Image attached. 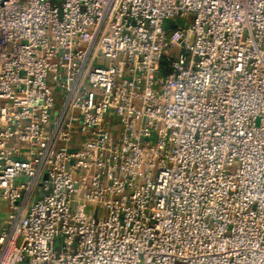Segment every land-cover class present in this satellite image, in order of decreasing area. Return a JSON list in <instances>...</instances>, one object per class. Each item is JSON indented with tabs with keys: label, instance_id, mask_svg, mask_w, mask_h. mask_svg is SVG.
Instances as JSON below:
<instances>
[{
	"label": "built area",
	"instance_id": "obj_1",
	"mask_svg": "<svg viewBox=\"0 0 264 264\" xmlns=\"http://www.w3.org/2000/svg\"><path fill=\"white\" fill-rule=\"evenodd\" d=\"M1 203L0 264H264V0H0Z\"/></svg>",
	"mask_w": 264,
	"mask_h": 264
},
{
	"label": "crops",
	"instance_id": "obj_2",
	"mask_svg": "<svg viewBox=\"0 0 264 264\" xmlns=\"http://www.w3.org/2000/svg\"><path fill=\"white\" fill-rule=\"evenodd\" d=\"M41 195L40 192H36V198H38ZM9 214L8 208L5 204H0V226L4 223V221L7 219Z\"/></svg>",
	"mask_w": 264,
	"mask_h": 264
},
{
	"label": "rangeland",
	"instance_id": "obj_3",
	"mask_svg": "<svg viewBox=\"0 0 264 264\" xmlns=\"http://www.w3.org/2000/svg\"><path fill=\"white\" fill-rule=\"evenodd\" d=\"M174 22H180L181 24L183 23V21L182 20H174ZM171 26H173V23L172 22H170L169 24H168V27L170 28ZM171 54H173V53H171Z\"/></svg>",
	"mask_w": 264,
	"mask_h": 264
}]
</instances>
